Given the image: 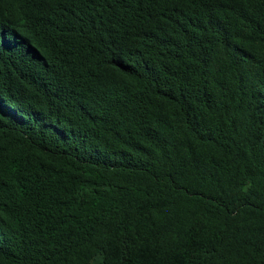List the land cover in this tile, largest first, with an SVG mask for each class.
I'll use <instances>...</instances> for the list:
<instances>
[{"label":"trees","instance_id":"trees-1","mask_svg":"<svg viewBox=\"0 0 264 264\" xmlns=\"http://www.w3.org/2000/svg\"><path fill=\"white\" fill-rule=\"evenodd\" d=\"M0 264H264V0H0Z\"/></svg>","mask_w":264,"mask_h":264}]
</instances>
